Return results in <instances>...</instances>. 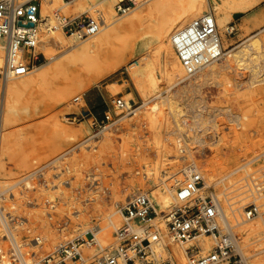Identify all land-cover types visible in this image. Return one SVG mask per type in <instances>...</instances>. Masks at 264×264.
Here are the masks:
<instances>
[{
    "label": "rangeland",
    "instance_id": "obj_1",
    "mask_svg": "<svg viewBox=\"0 0 264 264\" xmlns=\"http://www.w3.org/2000/svg\"><path fill=\"white\" fill-rule=\"evenodd\" d=\"M88 6L92 7L83 16L93 18L94 10L105 14L100 4L92 2ZM126 6L133 8L131 3ZM139 8L136 5L128 14L116 13L110 20L105 14V21L114 25L120 21V17H126ZM208 10L213 13L210 7ZM59 15L72 18V7L62 9ZM218 33L220 35V31ZM223 33L226 37L222 42L224 53L249 43L250 38L256 36L260 40L258 52L261 59L258 56L251 64L245 63L242 57L239 61L222 59L215 62L212 68L189 77L188 82L185 79L183 84L188 85V100L180 101L182 114L174 120L163 106H160L158 114H151L153 122L145 118V112L149 113V109L144 111V99L139 96L126 70L128 65L138 60L140 52L124 57L116 71L100 78L94 86L81 85L76 88L86 78L76 77L73 72L60 73L41 87L16 96L17 118L11 125L14 133L8 138L9 157L3 158L5 171H12L13 175L9 179H0L16 184L1 194L0 205L4 213L11 214L14 225L24 220L18 238L29 245L24 250L29 255L33 254L34 261L51 254H47V251L53 252L52 246L55 244L66 243L79 235L74 218L78 209L89 216V224L94 226L95 235L99 237L104 231L97 232L98 229L107 222L102 217L104 213H114L113 219L121 225L122 220L117 212L136 192L149 194L150 189L162 190L163 185L166 187L172 183V179L181 177L183 168L192 166L205 181L208 178L216 180L206 186L203 180L204 188L196 195L213 193L221 206L228 203L232 207L241 205L242 215L248 206H256L260 211L258 205L264 202V0L245 13L234 14ZM95 36L83 42L75 41V47L82 46ZM48 41L49 38L46 42L42 40V43L48 46ZM59 51L56 48L49 52L39 50L44 59L40 57L36 65L53 64L54 61L48 62L46 59ZM157 75L161 77L159 71ZM70 82L75 83L74 90L66 100L58 102V89ZM111 84L114 86L111 87ZM183 84H174L169 92L172 94ZM163 91L168 92L160 86L158 94H163ZM128 96L141 108L116 130L95 135L89 122L70 124L64 119L66 114L77 113L79 106L91 110L99 120L103 112L113 117L115 111L110 101L114 97L126 101ZM74 98L80 99L78 106L72 102ZM153 100L146 102L147 108ZM50 116H54L66 131L84 130L86 133L74 141L63 140L52 130ZM104 139H108V142H104ZM199 140L203 143L200 144ZM83 145L87 147L84 151L78 149ZM47 147L51 148L49 156L42 155ZM84 152L88 155L85 160L81 156ZM259 152L262 156L248 164ZM145 163L158 167L157 180L142 176ZM243 164H248L247 172L238 171L229 178L234 184L229 186L227 179L219 180L222 175ZM25 179H29L30 190L24 184ZM20 192L25 193L20 196ZM221 193H226L227 201ZM172 203L171 206L174 205ZM35 211L58 236L56 243L48 248L34 250L30 247L36 236L45 237L41 221L34 217ZM109 230L113 236V229ZM86 237L93 238V234L89 233ZM112 243L113 238L110 246ZM0 245L4 252L7 251V242L2 243L0 239ZM252 250L251 246L244 248L246 256L252 254Z\"/></svg>",
    "mask_w": 264,
    "mask_h": 264
},
{
    "label": "bare ground",
    "instance_id": "obj_2",
    "mask_svg": "<svg viewBox=\"0 0 264 264\" xmlns=\"http://www.w3.org/2000/svg\"><path fill=\"white\" fill-rule=\"evenodd\" d=\"M123 1L124 0H70L66 2L64 0H39L41 18L39 21L40 37L36 51L37 53H40L39 50L49 52L53 48L59 49L60 51L57 55H49L47 59L45 58L48 62L54 61L53 64L35 66L33 71L29 72L27 75L10 79L2 83L0 82V179H9L13 175L12 171H5V168L3 167V158L9 157L8 138L14 133V131L11 130V125L17 118L16 96L18 94H21L26 90L34 89L35 87H41L53 76L60 73L66 74L73 72L76 77L82 76L86 78V80L80 82L76 88L81 85H86V87L94 86L100 78L116 71L121 66V61L124 57L134 56L136 53L140 52L141 55L138 57V60L135 63L128 65L126 70L128 71V76L133 82L135 89L139 92V96L144 99V111L145 109H149V113L145 112V118L147 117V119L149 118V121L153 122L151 114H158L157 112L160 111V106H163L164 110L167 111V114L174 120L182 114L180 101H185L188 97V95H186L188 93L186 91V86L188 87V85L183 83L185 81L188 82V78L194 76V74H188L176 56L172 44L174 33L200 16L211 14L212 12L208 10L210 7L214 13L212 14L217 33L220 31V35L219 33L218 35L222 47L224 44H222V42L226 40L223 30H225L226 25L230 22L233 15L245 13L263 0H131L133 8L136 5L137 7H140L137 11L132 12L126 17H120V21L114 25H112L113 22L106 23L104 15L106 14V17L110 20L114 14H116L115 6ZM92 2L102 5L105 14L103 15V13L98 10L93 11V18L91 19H96L94 21L98 22L99 29L97 33L91 37L96 36L91 41L76 48L75 41H83L79 40L75 34L69 36L64 35L61 32L56 23L59 11L62 9L66 10L71 6L73 11V17L71 19H74L82 16V14L94 6V4H92L91 7L88 6ZM133 8L129 7L126 14L131 12ZM47 38L50 39V41L47 42L48 46H46L45 43H42V40L46 42ZM259 48H261L260 40L256 36H253L250 38L249 43L234 48L228 52L226 51L223 59L233 58L234 60L239 61L240 57H242L245 63L250 62L251 64L254 63L256 57L259 56L258 58H260V52H258ZM222 49L225 50L223 47ZM214 63L200 69L196 73L200 74L202 70L212 68ZM220 68L222 69L223 66L221 65ZM157 71H159L161 77L157 75ZM74 84L75 83L70 82L58 89L56 93V99L58 102H62L68 98L72 90L75 88ZM174 84L183 85L180 89L175 90L171 94L169 88ZM110 86L113 87L114 84H111ZM160 86L161 88L163 87V89L168 90V92L165 93V91H163V94H158ZM160 91L162 90L160 89ZM153 99H156V101ZM152 100L153 103L147 108L146 102L148 103V101ZM130 101H132V98L128 96L125 101L127 106ZM49 121L52 130L56 132L57 135H60L63 140L74 141L79 138L80 135L86 133L84 130L66 131L58 124L54 116H50ZM104 142L107 143L108 139H104ZM199 143L201 144L203 141L199 140ZM86 148L87 147L83 145L78 149L84 151ZM80 150L79 152H81ZM50 152L51 148L47 147L42 152V155L49 156ZM261 153L259 152V155H254V159H250V161L248 160V164L259 158V156L261 157ZM86 154L85 152L84 154L81 153V156H84H82L83 160H85V156H88ZM12 155L14 156V154ZM248 164H243L242 166L240 165V167L232 169L228 174L222 175L219 180L227 179L226 181L229 186L234 184L235 182H232L229 178L238 171L247 172L246 168L248 167ZM156 165L145 163L142 176L144 178H151V180H157L159 175V169L157 166L159 163L157 166ZM17 169L26 170L28 168ZM195 169L196 168H193V166L190 168H183L181 177L180 174H178L181 179L175 177L172 179L171 184L168 183L169 185L166 187L163 185L164 187L162 190L150 189L151 191H149V194L143 191H141V193L145 195L147 194L157 212H163L170 208L171 204H173L172 202L175 201L173 195L174 190L177 187H180L186 178H188L189 174L195 171ZM203 180L205 181L204 178ZM167 181L168 180H166V182ZM215 182L216 180L213 178H208L204 184L206 186ZM15 184L16 183H12L11 180L0 181V195L11 190ZM24 184L27 189H31L29 179L24 181ZM24 193L25 192H20L19 195H24ZM7 195L8 193L4 195V198ZM221 195L226 201L228 200L226 198V193H221ZM247 197L249 196H245L244 198ZM258 206L260 207V211L257 208L258 215L251 220H246L244 210L243 215L241 214V205L238 207H232L230 203L223 206L220 205L224 216L220 224L221 226H224V228L229 227L233 231V235L237 238L240 249L245 255L243 264H264V202ZM51 208H53V206H51ZM94 208L99 210L97 206H94ZM33 214L36 220L41 221V216L38 212L35 211ZM117 214L119 218H121L120 211L117 212ZM113 215L114 213L112 212H106L102 215L107 222L98 229L97 232H104L97 237L95 235L96 231L94 226L92 227L89 224V216H85L82 209H78L75 212L74 218L77 220L75 226L80 231L76 238H81L84 241L80 246V252L83 257L93 259L110 254V240L113 236L111 235L109 228H112L113 231H115L121 226L113 219ZM23 219L24 218H22V220ZM23 221L17 223V225L10 226L12 230L11 234L20 250V254L24 257L25 264H34L35 261L33 254L29 255L24 250L25 247L29 245L25 244L24 240L18 238L19 231H21L22 228L21 223H25ZM41 227L44 229L45 237L36 236L33 239V244L30 247L34 250L45 247L48 248L50 245H54L58 238L54 229L45 221H41ZM1 233L0 230V234ZM89 233L93 234V238L87 239L86 236L89 235ZM0 239L2 240L3 238ZM2 243H4L3 240ZM60 244L62 243H59L58 245ZM216 244L217 240L213 237L199 236L187 241L182 246L184 249L198 248V253L200 255H205L209 253ZM58 245L56 246L55 244L52 246L53 252ZM250 246L253 249L252 254L246 256L244 248L246 249ZM3 249L4 248L0 245V264H16L9 260L8 255H6V252H4ZM82 250H84V255L82 254ZM53 252L47 251V254ZM175 252L178 263L183 264V258L180 255L181 253L179 252V249L175 248ZM32 253H35V251Z\"/></svg>",
    "mask_w": 264,
    "mask_h": 264
},
{
    "label": "built area",
    "instance_id": "obj_3",
    "mask_svg": "<svg viewBox=\"0 0 264 264\" xmlns=\"http://www.w3.org/2000/svg\"><path fill=\"white\" fill-rule=\"evenodd\" d=\"M131 2H120L115 6L116 13H125L129 8L126 4ZM40 19L39 0H0V82L27 75L40 62L43 55L36 51ZM56 23L64 35L75 34L81 41L99 29L98 22L83 15L74 19L58 15ZM172 44L189 75L224 58L212 13L175 32ZM72 102L78 106L80 99L74 98ZM110 103L115 111L113 117L103 112L99 120L91 110L79 106L77 113L66 114L64 119L70 124L87 121L95 135H99L118 129L140 108L134 101L127 106L120 97H114ZM202 188L203 179L195 169L176 189L174 205L163 212L156 211L147 194L136 193L119 210L122 224L113 233L110 254L87 259L80 252L83 239L75 238L58 245L53 253L34 264H179L175 248L179 249L183 264H243L245 255L233 231L220 224L224 216L219 200L213 193L196 195ZM257 215L256 206L244 208L246 220ZM14 222L0 205V238L8 244L6 255L13 263L25 264L11 234ZM199 236L213 237L217 244L205 255H200L198 248H183L184 243Z\"/></svg>",
    "mask_w": 264,
    "mask_h": 264
},
{
    "label": "crops",
    "instance_id": "obj_4",
    "mask_svg": "<svg viewBox=\"0 0 264 264\" xmlns=\"http://www.w3.org/2000/svg\"><path fill=\"white\" fill-rule=\"evenodd\" d=\"M92 109L94 110V108L92 107Z\"/></svg>",
    "mask_w": 264,
    "mask_h": 264
}]
</instances>
